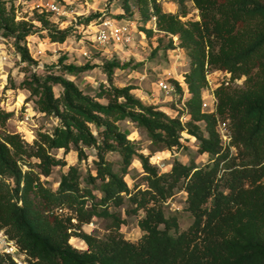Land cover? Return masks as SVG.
<instances>
[{"label":"trees","instance_id":"obj_1","mask_svg":"<svg viewBox=\"0 0 264 264\" xmlns=\"http://www.w3.org/2000/svg\"><path fill=\"white\" fill-rule=\"evenodd\" d=\"M172 1L176 11L163 10L159 0L135 3L145 35L157 31L159 37L167 36L165 49L176 47V36L188 57L184 85L174 81L179 99L186 90V120H180V111L170 116L143 103L131 85L115 86L114 69L126 64L114 61L102 67L108 84L100 83L92 94L52 71H33L24 78L35 108L54 119L50 130H38L31 141L7 128L12 111L0 106V230L27 264H264V0ZM187 2L197 9L198 19L182 20ZM121 8L131 13L130 0H122ZM99 15L80 22L88 24ZM49 16L35 10L30 20L16 19L13 2L0 0V35L13 39L21 61L35 63L26 47L28 35L45 29L50 42L66 40L70 29H58ZM87 68L60 66L67 74ZM213 71H222L224 78L213 90L214 109L206 111L202 95ZM241 78L242 86L233 87ZM55 85L61 87L58 95ZM124 120L142 127L151 143L168 150L182 147L186 133L207 159L201 165L175 161L159 172L121 128ZM219 120L228 123L233 150L220 141ZM85 148H93L95 158L82 174L64 154L73 150L80 161L87 158ZM108 153L118 154L117 169ZM134 159L144 172L143 188L130 187L124 179ZM57 166L65 170L53 189L41 177ZM177 190L185 193L182 209L191 216L182 230L176 212L165 210ZM121 207L128 215L142 212L135 241L123 234ZM94 218L109 220L102 237L81 230ZM72 236L86 248L72 246ZM0 264L16 263L0 253Z\"/></svg>","mask_w":264,"mask_h":264},{"label":"rangeland","instance_id":"obj_2","mask_svg":"<svg viewBox=\"0 0 264 264\" xmlns=\"http://www.w3.org/2000/svg\"><path fill=\"white\" fill-rule=\"evenodd\" d=\"M15 6L16 19L30 20L33 12L37 10L45 11L50 14V21L60 30L70 29L69 35L62 43L50 42L44 36L45 29H41L34 34L26 37V47L35 63H26L21 61L19 53L14 47V41L11 37L0 35V51L6 52V60L0 62V106L6 110L12 111V116L8 119L7 128L18 132L26 141H31L38 130H50L54 124V119L50 116L40 113L33 103L34 96H30L29 91L23 87L22 81L31 72L63 74L64 77L73 80L78 87L85 91L94 92L100 83L107 85V76L102 67L106 62H117L124 65L123 68H115L112 77V83L121 87L125 85L133 86L132 93L143 103L152 104L163 110L170 116L177 114L180 105V94L176 90L174 81L184 85V73L188 70V57L183 49L177 47V40L172 37L175 48L165 49L168 37H159L155 33L147 37L140 29L141 22L136 8L135 0H130L131 13H124L121 8L122 0H8ZM56 1L59 5L68 10V14L59 16L57 13L48 11V4ZM162 9L165 11H176L177 5L172 0H159ZM188 13L182 20L189 18L198 19V11L194 8L192 2H187ZM94 14H103L104 17H111L116 20L126 22L129 25V32L132 40L129 44L110 41L108 43H99L95 37L98 17L93 18L88 24L81 23L80 20ZM122 15V18L116 17ZM35 25L40 24L32 20ZM152 23L147 24V26ZM158 38L162 41L158 45ZM5 54L4 52H2ZM1 56V55H0ZM63 58L62 62L60 58ZM62 64H73L75 66H90L85 70L75 74H67L60 69ZM224 78L222 71H213L208 73V86L203 90V109L211 111L214 109L213 90ZM163 80L172 89L169 91L160 90L157 82ZM243 78L232 83L233 87H241ZM54 93L59 94L61 87L55 85ZM106 102L105 99H101ZM128 138L133 140L139 152L149 155V162L155 165L159 172L167 171L171 165L178 161L182 164H189L194 161L196 164H203L207 159V154H200L197 151L198 142L195 138L182 134V147L168 150L160 145L151 143L145 130L128 120L120 122ZM57 155H63L62 150H54ZM86 159L77 160L73 150L64 154L69 163L78 164L82 174L87 168H92V159L95 158L93 148H85ZM106 158L114 163L117 169L119 156L116 153H108ZM65 167H54L51 174L47 177H41L47 186L56 188L59 177ZM144 175L141 163L134 159L131 163L129 173L124 177L127 184L132 187L134 184H140L145 187L146 183L142 179ZM98 194L97 190H94ZM185 193L177 190L174 195L165 202L166 212H176L179 218L180 229H185L191 222V216L182 209L184 205ZM120 215L125 218V224L122 231L125 238L135 241L141 232L137 226V218L142 215L125 214L124 207L117 209ZM74 221V220H73ZM75 222V221H74ZM108 219L94 218L87 224H82L81 230L97 236H103L107 233ZM69 243L77 249H85L86 244L79 237L72 236ZM16 258L24 260V255L20 252L14 253Z\"/></svg>","mask_w":264,"mask_h":264},{"label":"built area","instance_id":"obj_3","mask_svg":"<svg viewBox=\"0 0 264 264\" xmlns=\"http://www.w3.org/2000/svg\"><path fill=\"white\" fill-rule=\"evenodd\" d=\"M48 11L57 13V15L59 16H64L68 14V10L64 6L59 5V3H57L56 1H52L51 3L48 4ZM95 37L97 41L102 44L108 43L110 41L129 44L132 40V36L129 32V25L125 21L122 22L111 17H104L103 14L98 16V24H97V29L95 31ZM174 39L176 44V37H174ZM2 52H4L5 54H3ZM0 55H1L0 62L6 60L7 55L5 51H0ZM157 87L163 91H169L172 89L163 80L157 82ZM185 97H186V90L184 89V92L181 97L180 105L178 106V109L180 111L179 118L181 121L187 119V113L184 104ZM203 105H205V103H203ZM177 114H178V110H177ZM217 131L221 143L224 146H229V148L233 150L234 147L230 145L232 140V132L228 126V123L226 121L219 120L217 122ZM15 252H20L17 245L12 240L8 239V237L3 233V231L0 230V253L9 254L13 258L16 264H27L25 260L16 258L17 256L14 255Z\"/></svg>","mask_w":264,"mask_h":264}]
</instances>
